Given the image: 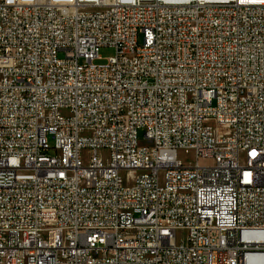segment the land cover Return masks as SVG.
Returning a JSON list of instances; mask_svg holds the SVG:
<instances>
[{"label": "built area", "instance_id": "2783aa9c", "mask_svg": "<svg viewBox=\"0 0 264 264\" xmlns=\"http://www.w3.org/2000/svg\"><path fill=\"white\" fill-rule=\"evenodd\" d=\"M0 264H264V0H0Z\"/></svg>", "mask_w": 264, "mask_h": 264}, {"label": "rangeland", "instance_id": "374dc122", "mask_svg": "<svg viewBox=\"0 0 264 264\" xmlns=\"http://www.w3.org/2000/svg\"><path fill=\"white\" fill-rule=\"evenodd\" d=\"M114 55H115V50H114V49H111V48H102V49L100 50V52H99V57L101 58V60L96 61V62H95V65H96V66H105V65H107V62H108L109 58L113 57ZM228 134H229V132H228L227 130H223V129H221V130L219 131V136H220V137H225V136H227ZM140 137H142V135H141ZM48 142H49V145H50V146L53 145V139H52V137H49ZM105 154H106V152L103 151V152H102V155H105ZM179 157H180L181 159H186V158H187V157L184 155V153H179ZM84 158H86V159L88 158V153H87V154H84Z\"/></svg>", "mask_w": 264, "mask_h": 264}]
</instances>
